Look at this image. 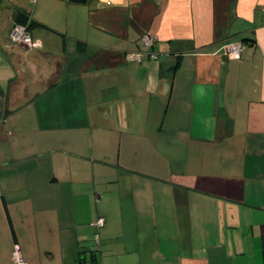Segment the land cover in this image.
<instances>
[{
	"label": "crops",
	"instance_id": "crops-1",
	"mask_svg": "<svg viewBox=\"0 0 264 264\" xmlns=\"http://www.w3.org/2000/svg\"><path fill=\"white\" fill-rule=\"evenodd\" d=\"M12 1L0 264H264V0H61L62 30Z\"/></svg>",
	"mask_w": 264,
	"mask_h": 264
},
{
	"label": "built area",
	"instance_id": "built-area-1",
	"mask_svg": "<svg viewBox=\"0 0 264 264\" xmlns=\"http://www.w3.org/2000/svg\"><path fill=\"white\" fill-rule=\"evenodd\" d=\"M10 40L13 44L22 45L29 48H34L36 45L30 38L27 26L25 25H15L10 34ZM155 36L145 33L140 36L138 40L139 50L133 53H129L127 55V61L130 62H141L143 58L148 57L150 59H154L155 56L148 52V50L152 47L155 42ZM244 45L242 42H231L227 43L222 47L223 56L238 61L241 58V53L243 51ZM95 225L98 228H101L104 225V219L98 218L95 222ZM94 240L98 243L99 237L96 235ZM11 260L12 264H29L25 261L22 256V253L18 246H14L11 252Z\"/></svg>",
	"mask_w": 264,
	"mask_h": 264
},
{
	"label": "rangeland",
	"instance_id": "rangeland-1",
	"mask_svg": "<svg viewBox=\"0 0 264 264\" xmlns=\"http://www.w3.org/2000/svg\"><path fill=\"white\" fill-rule=\"evenodd\" d=\"M9 0H1L0 6L12 5ZM61 0H14V4L22 2L31 11V16L34 17L43 26L50 28H59L62 30L66 25V17L63 11ZM66 1V0H65ZM65 3V2H63Z\"/></svg>",
	"mask_w": 264,
	"mask_h": 264
},
{
	"label": "trees",
	"instance_id": "trees-1",
	"mask_svg": "<svg viewBox=\"0 0 264 264\" xmlns=\"http://www.w3.org/2000/svg\"><path fill=\"white\" fill-rule=\"evenodd\" d=\"M17 18H21L22 19V23H24V25L26 24V22L28 23L26 26H27V29H30L33 25H34V23H32L31 21H30V17L28 16V15H26V14H24L23 12H21V11H17ZM20 21V20H19ZM19 21H17L18 23H16V24H21V21L19 22ZM83 44L82 43H80V42H78L77 43V46H78V48L80 49V47L82 46Z\"/></svg>",
	"mask_w": 264,
	"mask_h": 264
},
{
	"label": "water",
	"instance_id": "water-1",
	"mask_svg": "<svg viewBox=\"0 0 264 264\" xmlns=\"http://www.w3.org/2000/svg\"><path fill=\"white\" fill-rule=\"evenodd\" d=\"M72 3H85L86 0H69Z\"/></svg>",
	"mask_w": 264,
	"mask_h": 264
}]
</instances>
